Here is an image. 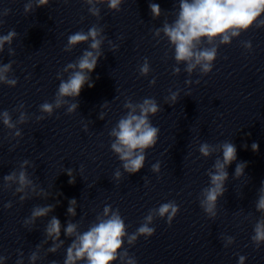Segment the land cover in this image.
I'll return each instance as SVG.
<instances>
[{
	"label": "clouds",
	"instance_id": "clouds-1",
	"mask_svg": "<svg viewBox=\"0 0 264 264\" xmlns=\"http://www.w3.org/2000/svg\"><path fill=\"white\" fill-rule=\"evenodd\" d=\"M65 3L68 0H64ZM50 0H28L24 5V12L30 13L40 7H46ZM88 6V12L97 20L101 19V9L98 5H107L110 11L119 12L124 0H83ZM149 8L153 19H158L162 15V10L157 3H150ZM10 10L5 9L0 16H7ZM4 21L0 19V24ZM253 27L264 28V0H179L178 12L175 19L169 23L164 21L162 27L156 28L153 32L154 38L167 39L171 48L174 49V60L176 65L184 64V71L191 76L194 71L199 69L201 75L209 74L214 62L218 57V49L221 45L231 44L233 38H238L241 33L247 32ZM17 36L15 30H10L6 35H0V53L4 52L5 45H9L8 54L14 56L15 50L11 47L14 38ZM107 37L104 29L99 25H93L87 32L77 31L67 38L64 47L65 52H71L76 46L88 44L81 56L76 61L68 63L61 72L57 73L60 80L54 101H45L39 106L41 115L36 116L37 121L51 117L55 110L66 106L67 114L75 113L79 107L78 102H70L79 97L84 86L94 87L91 73L97 67L99 59L104 55L102 45ZM111 51L118 50V45L108 41ZM242 46L249 52L253 45L251 41H243ZM14 61L0 63V85L15 87L17 78L11 76ZM141 76H148L151 67L148 58L138 68ZM180 67L173 68V75H179ZM67 78L64 79V74ZM153 78L150 85H155ZM186 84H191V80H186ZM195 83L199 84L197 80ZM166 97L167 104L175 105L179 98V91L169 90ZM109 102H105L101 107L107 108ZM126 114L123 115L116 125L111 128L108 135L111 138L110 149L121 162L124 173L135 174L139 172L146 161V151L156 146L160 129L153 126L150 117L156 116L160 111V105L154 98H144L142 102L134 103L131 98H127L123 104ZM24 104L20 103L14 111L19 112L18 118L14 121L8 110L0 111V122L10 130L13 139L22 138V131L18 125L26 124L30 117L23 111ZM99 119L104 120V113H99ZM84 131H88V126H84ZM247 148V145H244ZM251 150L257 152L259 145L253 142ZM198 151L204 158H209L214 153L221 152L217 156L214 164L208 169L206 175L209 177V185L201 190L199 206L209 219L214 220L217 216V204L224 193L227 191L226 182L229 179L227 168L237 160V148L231 141H224L219 145H210L207 142L200 143ZM32 162L25 159L19 165L18 170H13L3 176L4 187L11 189L16 185L15 194H20L21 203L29 199L32 195L47 199L51 193L38 187L29 177L27 168L31 167ZM247 162L236 164L234 178L245 175ZM82 171V166L81 169ZM161 170L160 162L151 165L153 173ZM69 176V184L75 183L73 169H66ZM122 172L117 169L114 179L119 181ZM147 183V181H146ZM60 195V193H59ZM59 203V201H57ZM67 215L76 217L77 200L70 199L68 202ZM56 205L47 204L44 206L36 205L31 209L30 216L24 220L25 226H32L37 220L48 217L54 211ZM11 208L12 203L5 205ZM256 211L260 212L261 218L253 226L251 241L257 249L264 245V183L259 189L258 199L255 203ZM179 212V206L175 201L161 204L158 208L150 209L144 217L141 225L132 234L127 231V225L122 218L119 209L113 210L111 205H106L101 214L91 223L84 232L79 231V223L71 220L63 227L64 235L71 238V243L66 248V256L63 264H115L117 260L120 264H137L135 257L130 256L127 249H124L125 239L127 244L132 246L141 236L146 239L155 234V228L150 225L159 217L166 218L169 226ZM62 225L56 216L48 220L44 229V241L47 244L52 242L47 248L48 253H56L63 248L65 241L61 239ZM223 246L229 247L235 242L232 236L223 238ZM41 244L36 246V250L29 255V264H36L41 259ZM19 259L16 264H24L23 252L18 250ZM7 257L0 255V264H4ZM246 257L239 256L238 264H245ZM51 264H57L52 261Z\"/></svg>",
	"mask_w": 264,
	"mask_h": 264
}]
</instances>
